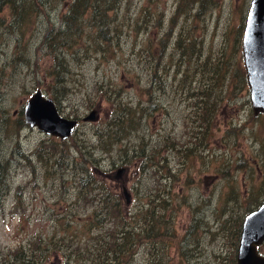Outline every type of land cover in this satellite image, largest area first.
Masks as SVG:
<instances>
[{"label": "rangeland", "instance_id": "374dc122", "mask_svg": "<svg viewBox=\"0 0 264 264\" xmlns=\"http://www.w3.org/2000/svg\"><path fill=\"white\" fill-rule=\"evenodd\" d=\"M10 1L0 7V160L11 156L6 173L0 175V264L4 262L3 252L38 234L45 241L60 245L58 255L41 264H68V259L71 264H98L99 254H90L89 259L85 248L98 232L85 227L91 207L82 200L77 206L71 203L77 196L81 170L96 167L112 174L108 183L116 185L125 198L124 187L128 188L132 196L131 202H124L128 210L148 199L143 194L136 196V182L143 191L163 189L162 194L174 184V202L179 208L172 215V222L178 246L173 245L170 254L177 264L180 260L185 264L189 260L195 264H232L239 244L235 248V234L222 230L219 218L229 215L236 221L249 206L247 198L252 194L264 201V114H255L249 85L231 82L226 87L229 92L220 98L222 109L216 122L205 137L198 138L194 132L195 113L203 107L194 95L202 82V73L195 71L199 59L196 53L191 60L178 59L176 41L181 33L188 35L201 49L193 52H202L212 59L232 55L231 60L241 59L245 67L242 36L251 0L117 3L105 14L122 30L119 47L112 57L99 62L94 59L95 54L89 57L81 52L77 61L67 56L66 45L60 47L59 51L70 58L71 71L63 81L64 95L55 100L64 116L80 120L69 137L58 136L60 144L53 143L49 134L27 122L17 134L4 128L6 118L16 120L37 89L55 96V92L54 96L49 93L53 89L51 77L42 76L40 70L38 74L34 72L36 57L39 53L42 68L53 63L58 49L41 44L51 22L55 24L51 30L62 28V14L69 10L72 0ZM97 2L92 0L91 5ZM178 6L185 8L179 15L175 13ZM188 9L189 16H183ZM21 10L30 15L28 25L18 23ZM100 17L90 12L85 18L80 17L83 29ZM98 25L93 27L94 31ZM169 31L170 37L163 44L160 38ZM82 40L88 41V37ZM26 46L32 52L24 50ZM151 51H162V64L149 56ZM28 53L32 54L28 63L18 60L19 54L24 57ZM153 64L157 78L152 83ZM98 80L106 83L104 88L96 85ZM219 86L218 92L222 90ZM89 98L97 103L95 107H91ZM156 101L158 105L154 107ZM117 108L135 113L134 126L127 124L118 135L117 126L108 120ZM145 108L150 112H145ZM92 110H96V117L84 120ZM142 156L147 158L145 162ZM120 167L125 171L119 174ZM66 208L75 213L69 222L70 229L60 217ZM229 208L239 212L232 216ZM149 250L150 244L144 242L134 264L146 262L151 257ZM261 250L264 252V245Z\"/></svg>", "mask_w": 264, "mask_h": 264}, {"label": "trees", "instance_id": "16d2710c", "mask_svg": "<svg viewBox=\"0 0 264 264\" xmlns=\"http://www.w3.org/2000/svg\"><path fill=\"white\" fill-rule=\"evenodd\" d=\"M91 1L92 0H72L68 6L69 10L62 14V28L51 30L55 27L54 22H51L49 26V33L48 31L46 32L45 40H43L41 44L42 46L49 44L52 50L58 49L53 54L54 61L50 66L47 65L42 68L40 64L41 56L39 53L37 54L36 68L34 72L35 74H38V70H40L42 76L46 78L51 77V85L53 89L49 91V93L53 95L55 92V96L53 95L55 99L56 97L58 98L59 96L64 95L63 89L65 88V84L63 81L68 72L71 71L69 57L78 61L80 60L81 52H83V54L89 57H92V55L95 54L94 59L101 62L107 57H112L116 52L117 47H119L120 43H118V40H120L119 31H122L121 27L119 28L118 23L113 25L112 21L109 17H106L105 14H107L109 10L114 9L117 6V3L121 0H98V2L94 5H91ZM9 2L11 1L0 0V7ZM89 7L91 9H88ZM184 9L185 8L182 9V6L181 8L178 6L175 13L179 15L184 11ZM188 11L189 9L183 16H189ZM89 12L93 13L96 17H100L102 15L103 17L102 19L101 17L100 19H92L97 20V22L92 21V24H86L83 29L80 17L85 18ZM29 16L30 15L27 11L21 10L20 17L22 19L18 21V23H20L21 26L28 25L30 23V21L27 20ZM87 25L90 26L89 29H87ZM95 25H98L99 28H96L94 31L93 27H95ZM104 29H107L105 33L103 32ZM187 36L188 35L184 37L181 33L176 41V46L177 50H180L177 51L179 53L178 59H182V61L183 58L191 60L190 57L192 55L195 56L193 53H196L198 57L197 59H199L195 71L197 74L198 71L202 73L201 77L199 76V80L202 81V86L200 83V86L195 88L194 95L196 96L197 102L201 103L203 107L201 111H196L195 113L196 124L194 132L197 134L198 138H201L206 136L210 126L216 122L215 118H217L220 109H222V101L220 98L223 97L222 95L224 92H229L226 87H229L231 82L234 84L237 83V81L238 86L242 84L244 87L248 85V80L247 73L245 67H243L241 59L239 61H233L231 60V57H233L232 55L226 56L225 54L212 59L211 56H203L202 52H193L194 49L198 48L194 44V41L188 39ZM82 37H88L89 42L83 41ZM169 37L170 31L160 39H162L164 44L168 41ZM91 43L93 44V47L90 46ZM62 45L67 46L68 51L66 53H68L67 56L69 57L66 56V53L63 54L60 52L62 51V48H60ZM163 48H165V46ZM25 49L32 52L30 46L24 47V50ZM60 53L65 55L63 57L68 59L69 65L68 63L65 64V60L60 56ZM69 54H72V56ZM175 54L176 51L171 55V61L174 60ZM22 55L23 54L18 55L19 61H25L28 63L31 60V53L26 54L24 57H22ZM149 56L154 59L157 58L156 61L158 64H162V59L165 57H163L162 51L157 54L154 51H151ZM239 62H241L240 65ZM234 66L236 69L235 72L233 68ZM157 67L158 66H156V68ZM156 71L155 65L153 64L152 72H154V75L152 77V83L156 81ZM206 73H209L208 77L206 76ZM104 84L106 83H104L103 80L96 81V85H98L101 89L104 88ZM183 84L187 85L185 83ZM218 85L222 88L219 92L217 90ZM190 87L191 82L188 84L189 89ZM88 102L93 103L91 107H95L97 104H95L91 98H89ZM156 105H158L157 101L155 102L154 107ZM146 108L144 111L150 112L147 111ZM134 114L135 113H132L131 110L123 111L122 108H117L116 111L110 115L108 120L109 122L112 120V124L117 126V135L122 134L121 132L125 130L127 124L131 127L134 126ZM24 123V109H21L16 120L11 116L6 118V127L4 129H7L8 132H15L17 134L21 127L24 126ZM79 124L80 120L77 126ZM49 136L51 137L53 143H61L60 140H57L59 139L58 136H51V134H49ZM41 145L42 144H40V146ZM142 158L143 161H146L147 159L145 156H142ZM9 159H11V156H9ZM9 159H6L5 161L0 160V175L6 173ZM125 163L126 161L124 164ZM109 177H112V174L106 172L105 170H101L98 167H96L95 170L88 168L82 169L80 179L77 184V196L75 201L71 202L75 203V206H77L79 201L82 200L91 207L85 227L92 232L97 230L98 232L94 235L92 240H89L87 245H85V248L88 251L89 259L91 257L90 254L94 253L93 257L99 254L98 264H134V258H136L138 252H140V246H142L144 242H148L150 244L149 251L151 253V257L148 258L146 262H142L141 264H177L175 257L170 254V250L173 245H175L177 237V230L172 222V215H174L176 210L179 208L178 204L174 202V197L177 195L174 190V184L169 187L166 193L162 194L163 189H157L158 191L155 189L154 191L153 188H150L148 191H143L142 188L139 187V182H136L133 185L136 196L143 194L148 197V199L139 202L137 205H132V207L129 206L131 210H128L126 208L127 205L124 203L126 198L123 196L122 192L119 191L116 185H112L110 182L108 183L107 178ZM3 180L5 179L3 178ZM141 183H143L142 180ZM247 199V205L249 206L246 211L243 212V215L239 214L237 216L236 221L233 222L231 216L229 215L219 218L220 227H223L222 230L228 229L231 230L232 234H235V248L239 244L242 225L246 213L258 207L262 203V200H258L255 194L248 196ZM0 204L3 206V203ZM3 208H5V206ZM229 211V214L232 216L239 212H236V209L234 208H229ZM74 214V212L70 211V208H66L62 215H60V217L66 222V228L68 229L72 227L69 222ZM192 231L193 228L190 232ZM176 245L178 246V244ZM59 251L60 245L57 242L53 240L51 242L45 241L43 235L38 234L26 242L23 241L19 243L17 247L12 248L8 252H3V264H41L43 262H47L51 258H54ZM74 252L76 254L78 253V251ZM102 252L104 254H101ZM184 252L188 253L186 248H184ZM71 255L73 256V253L70 254V256ZM179 262L180 264H185L183 260H180ZM68 264H71V260L69 259ZM189 264L195 263H191L189 260ZM232 264H237V258Z\"/></svg>", "mask_w": 264, "mask_h": 264}, {"label": "water", "instance_id": "95a60500", "mask_svg": "<svg viewBox=\"0 0 264 264\" xmlns=\"http://www.w3.org/2000/svg\"><path fill=\"white\" fill-rule=\"evenodd\" d=\"M243 56L250 87V97L255 114L264 113V0H251L243 35ZM25 121L47 134L69 137L78 124V119L64 116L52 96L42 89L36 90L24 107ZM96 117V110L84 116V120ZM125 171L123 167L118 173ZM117 175V174H116ZM115 175V176H116ZM127 201L131 197L124 187ZM264 242V201L250 211L243 222L239 240L237 264H264L260 245Z\"/></svg>", "mask_w": 264, "mask_h": 264}]
</instances>
